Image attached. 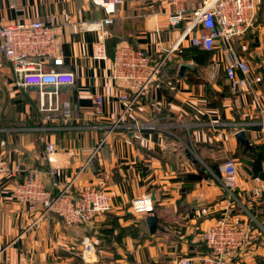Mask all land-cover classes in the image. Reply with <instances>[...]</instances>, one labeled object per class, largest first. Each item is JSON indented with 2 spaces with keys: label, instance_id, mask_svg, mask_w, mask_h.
<instances>
[{
  "label": "crops",
  "instance_id": "1",
  "mask_svg": "<svg viewBox=\"0 0 264 264\" xmlns=\"http://www.w3.org/2000/svg\"><path fill=\"white\" fill-rule=\"evenodd\" d=\"M201 3L0 0V24L53 19L60 26L62 69L75 75L74 85L52 96L54 105L69 104L71 119L65 120L60 110L52 114L56 120L47 121V114L39 111V89L12 87L13 68L0 54V141H5L8 166L18 170L0 175V264H177L180 258L199 264L207 252L203 234L224 212L254 219L256 227L252 242L230 264H264V193L252 195L264 180L252 176V157L247 159V147L236 139L244 131L250 148L264 145V20L257 15L246 34L212 52L186 41L171 51ZM178 10L185 11L186 20L172 27L169 16ZM105 21L110 32L107 59L98 60L100 30L80 25L101 27ZM121 44L143 49L162 65L149 93L119 128L109 131L126 108L119 96L137 88L112 77V60ZM228 46L249 63L261 83L237 94L230 90L224 73ZM97 95L104 100L101 116L93 111ZM135 126L140 129L137 139ZM47 144L56 148L51 158ZM227 158L240 169L243 165L235 197L220 183L219 168ZM36 168L48 173L43 175L46 186L54 180L60 187L73 181V196L87 188L104 190L111 211L76 226L55 214L30 212L15 201L12 190ZM201 168L207 174L200 181L188 180ZM144 195L150 196L153 211L131 214L130 203ZM150 216L157 217L154 232L147 222Z\"/></svg>",
  "mask_w": 264,
  "mask_h": 264
},
{
  "label": "built area",
  "instance_id": "2",
  "mask_svg": "<svg viewBox=\"0 0 264 264\" xmlns=\"http://www.w3.org/2000/svg\"><path fill=\"white\" fill-rule=\"evenodd\" d=\"M261 0H202L187 21L184 30L171 51L179 48L184 41L190 46L212 52L224 42H230L236 37L246 34L257 20ZM185 11L178 10L169 16L172 27L185 21ZM109 21L98 27L96 23L80 25L83 30L98 28L99 41L95 47V58L107 59L106 39L110 32L106 27ZM68 24V23H66ZM57 26L50 21L31 20L0 24V54L12 66L14 82L12 87L19 89H39V111L46 113L47 121H54L53 112L62 111L65 120L71 119L69 104L59 107L54 105L52 96L63 87L75 83V75L62 69L64 57L60 50L57 36ZM162 61L155 62L143 49L130 44L117 46L112 60V77L116 81L137 86L132 94L122 93L119 99L126 108L119 118L109 126V131L121 126L126 114L136 105L138 100L149 93L158 79ZM224 73L230 90L237 94L254 83H261L262 78L253 74L249 63L232 47L225 49ZM52 88L54 91H48ZM47 100V104L45 103ZM103 97L95 96L93 111L97 116L103 113ZM264 126V121H263ZM140 129L135 126L134 138H139ZM5 141H0V175L12 171L8 166L3 150ZM46 156L53 157L56 148L53 144L45 147ZM220 183L229 197H235L238 189L239 171L235 160L225 159L220 165ZM43 172L32 169L23 181L13 185V197L16 202L27 206L30 212L44 215H58L68 226H76L92 222L97 216L111 211L108 194L104 190L87 188L76 196L72 193L73 181L60 187L54 180L50 186L43 181ZM52 175L56 174L52 170ZM264 193V184L254 188L252 195L259 198ZM153 211V203L149 195L134 199L129 206V212L142 216ZM254 219L240 218L230 212H224L216 222L204 232L202 240L206 253L198 260L199 264H230L239 257L252 239ZM177 264H194L191 259L180 258Z\"/></svg>",
  "mask_w": 264,
  "mask_h": 264
},
{
  "label": "trees",
  "instance_id": "3",
  "mask_svg": "<svg viewBox=\"0 0 264 264\" xmlns=\"http://www.w3.org/2000/svg\"><path fill=\"white\" fill-rule=\"evenodd\" d=\"M263 4H264V0L262 1V5ZM245 147H247L248 154L252 157V163H251L252 176L254 178H260L264 180V145L253 148H250L249 146L245 145ZM200 170L201 171L199 174H189L187 176L188 180L192 182L200 181L203 178V176L207 174L205 168H201ZM218 172L219 171H217V173Z\"/></svg>",
  "mask_w": 264,
  "mask_h": 264
},
{
  "label": "water",
  "instance_id": "4",
  "mask_svg": "<svg viewBox=\"0 0 264 264\" xmlns=\"http://www.w3.org/2000/svg\"><path fill=\"white\" fill-rule=\"evenodd\" d=\"M236 139H237L238 142H240V143H242V144H244L246 146H249V141L246 138L244 131H239L236 134ZM147 222L149 224L151 232H154L156 230V227H157V217L150 216V217H148Z\"/></svg>",
  "mask_w": 264,
  "mask_h": 264
},
{
  "label": "rangeland",
  "instance_id": "5",
  "mask_svg": "<svg viewBox=\"0 0 264 264\" xmlns=\"http://www.w3.org/2000/svg\"><path fill=\"white\" fill-rule=\"evenodd\" d=\"M263 5H264V4H263ZM262 7H263V11L260 13V15H258V17L260 18V20H264V6H262ZM260 20H259V21H260ZM250 157H251V156L249 155V156L247 157V159L249 160ZM245 160H246V159H243V164H246V163H245ZM241 169H243V165H241ZM241 169L238 167V171L241 170ZM263 222H264V221H263ZM259 226H260V225H259ZM263 227H264V223H263ZM261 228H262V227H261ZM251 240H253V237H252ZM251 240H250V241H251ZM251 242H252V241H251Z\"/></svg>",
  "mask_w": 264,
  "mask_h": 264
}]
</instances>
